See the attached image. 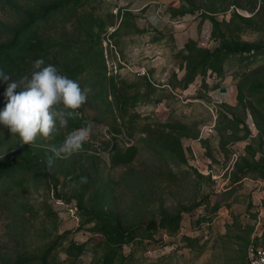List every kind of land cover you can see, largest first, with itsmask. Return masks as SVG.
<instances>
[{"label":"rangeland","instance_id":"obj_1","mask_svg":"<svg viewBox=\"0 0 264 264\" xmlns=\"http://www.w3.org/2000/svg\"><path fill=\"white\" fill-rule=\"evenodd\" d=\"M14 44L42 54L0 62L11 81L42 58L91 91L50 138L0 124V264H103L110 222L149 233L130 264H246L264 239V0H0V53Z\"/></svg>","mask_w":264,"mask_h":264},{"label":"clouds","instance_id":"obj_2","mask_svg":"<svg viewBox=\"0 0 264 264\" xmlns=\"http://www.w3.org/2000/svg\"><path fill=\"white\" fill-rule=\"evenodd\" d=\"M31 77L25 75L18 82L11 81L8 75L0 72V78L7 82L4 93L7 102L0 109V124L12 134H18L25 144H32L36 137L50 138L57 127L66 126L67 118L74 117L75 110L86 102L90 88H81L77 81L59 73L49 64L44 66L42 58L34 61ZM20 88L19 92L15 89ZM62 106V107H58ZM91 127L85 126L69 133L59 146H50L53 153L47 163L51 167L54 159H68L82 149L91 135ZM87 182V177H81Z\"/></svg>","mask_w":264,"mask_h":264},{"label":"trees","instance_id":"obj_3","mask_svg":"<svg viewBox=\"0 0 264 264\" xmlns=\"http://www.w3.org/2000/svg\"><path fill=\"white\" fill-rule=\"evenodd\" d=\"M21 46L12 45L7 48L4 52L0 53V62L3 63H15L21 59H23L26 55L33 53L36 57L41 53V49H37L32 51L31 48H26ZM256 47V46H254ZM245 47L243 45L233 44L232 50L241 51ZM5 167H0V174L3 172ZM106 235L103 236L100 240L96 242L103 253V264H130L133 250L135 244L142 243V240L149 237L148 234L141 235L137 240L135 239V234L132 233L131 230L124 231L114 222H110L107 224ZM155 229L154 221L149 222L148 225L145 226V230H153ZM263 239V238H262ZM129 245V250L127 253L124 252L123 246ZM84 248V243H72L70 245V250L72 252H81ZM13 264H19L18 262H14Z\"/></svg>","mask_w":264,"mask_h":264},{"label":"built area","instance_id":"obj_4","mask_svg":"<svg viewBox=\"0 0 264 264\" xmlns=\"http://www.w3.org/2000/svg\"><path fill=\"white\" fill-rule=\"evenodd\" d=\"M246 264H264V239L251 241Z\"/></svg>","mask_w":264,"mask_h":264},{"label":"water","instance_id":"obj_5","mask_svg":"<svg viewBox=\"0 0 264 264\" xmlns=\"http://www.w3.org/2000/svg\"><path fill=\"white\" fill-rule=\"evenodd\" d=\"M223 90V89H222Z\"/></svg>","mask_w":264,"mask_h":264}]
</instances>
